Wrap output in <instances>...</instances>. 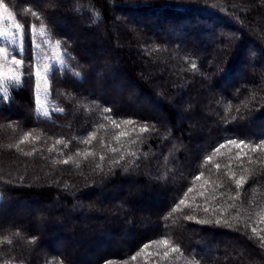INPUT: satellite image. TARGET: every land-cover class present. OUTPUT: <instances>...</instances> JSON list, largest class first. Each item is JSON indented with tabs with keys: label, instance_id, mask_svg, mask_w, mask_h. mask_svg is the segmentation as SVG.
<instances>
[{
	"label": "trees",
	"instance_id": "trees-1",
	"mask_svg": "<svg viewBox=\"0 0 264 264\" xmlns=\"http://www.w3.org/2000/svg\"><path fill=\"white\" fill-rule=\"evenodd\" d=\"M0 2L22 29L0 96V264H264V0ZM51 46L43 113L34 55Z\"/></svg>",
	"mask_w": 264,
	"mask_h": 264
},
{
	"label": "rangeland",
	"instance_id": "rangeland-1",
	"mask_svg": "<svg viewBox=\"0 0 264 264\" xmlns=\"http://www.w3.org/2000/svg\"><path fill=\"white\" fill-rule=\"evenodd\" d=\"M31 1L37 5H40V6L44 5V0H31ZM149 22H153V20L149 19ZM64 23H65V25H67V23L64 20H62V19L57 20L58 25H61ZM77 23H79V22H77V19H75L74 21L69 23L70 25L68 24L67 29L70 33H72V27L77 25ZM138 24H139V22H137L136 19H129V25L131 28L133 26H137ZM167 34L170 36H175L171 32L167 33ZM21 41H22V29H21V27L14 21L13 16L10 13V11L7 10L2 5V3L0 2V49L3 50L2 52H0V96L8 95L10 89L12 87H14L20 80L21 64H19V65L15 64L13 62V58H15L16 60H20L17 56V53L20 50ZM97 52H99V51H97ZM99 53H102V52H99ZM82 54H85V53H82ZM59 58H60V52L56 48V46L55 47L51 46L49 48V53L46 55H40V53H38V54L35 53V55H34V62H35L34 76H35L36 70L38 68L40 70V75L44 78L43 80L40 81L39 93L37 94L36 76H35L36 107L38 110H40L43 113L48 112V108L52 109V107H50L48 105V99H46V92L48 93V84H47L46 74L50 70V67L53 66L54 63H56V64L59 63ZM249 67L251 69L253 68V67H251V65ZM242 70H244V69L242 68ZM242 70H240L239 73L237 72L234 75L238 74L239 77H241V78L245 77V75H243ZM93 71L94 70H92V74L94 73L95 76H99V73H97V72L95 73ZM259 72H261V71L259 70ZM263 72H264V70H263ZM149 73L151 75H153V72H149ZM244 74H245V72H244ZM164 77H167V75H164ZM262 81H264V78L262 79ZM112 87L116 88L114 86H112ZM126 87L129 88V86H126ZM127 88H123L122 92H120V93L118 91L115 92L116 90H119V89H116V90H114V92H112V94L115 95L116 98H118V97H121V94L124 91L129 90V89H130V93L128 95L135 94V91H133L134 89H132V88L127 89ZM37 99L39 102H37ZM128 102H129L128 104H130L131 106H138V104L134 105L132 102H130V101H128ZM183 106L185 107L184 103H183ZM151 109H152V107H151ZM190 109L192 110L191 106H190ZM146 110H150V108L147 107ZM155 110H156L157 114L162 115L161 110L154 109V112H155ZM177 110H178V108H177ZM202 121H204V119H202ZM183 122H184V119L180 120L179 123H183ZM177 124H175V126H177ZM106 198H107V196H106ZM53 204H55L56 206L59 205L56 200H54ZM121 204L123 205L124 202H122ZM114 207H115L114 209H116L118 211L117 214L119 215V217H123V215L126 214V211L128 212L131 209V207H128L126 203L123 206L116 204V205H114ZM21 211H24V210H21ZM28 211H30V209H28ZM149 212H150V210H149ZM145 213H148V209L140 210V214H142L143 217H145ZM140 214H139V217H141ZM12 218H13V216H11L10 219H12ZM122 240H126L127 244H129L131 242V237L127 236V235H123ZM224 240H225L224 243L226 245H233L235 242L231 239H224ZM109 244L111 245L112 248H116V247L117 248H121V247L123 248L124 247L123 246L124 244L119 243V242L116 243L114 246L112 245V243H109Z\"/></svg>",
	"mask_w": 264,
	"mask_h": 264
},
{
	"label": "snow or ice",
	"instance_id": "snow-or-ice-1",
	"mask_svg": "<svg viewBox=\"0 0 264 264\" xmlns=\"http://www.w3.org/2000/svg\"><path fill=\"white\" fill-rule=\"evenodd\" d=\"M3 50L0 49V52H2ZM7 58V57H6ZM13 62L17 65L21 64L22 61L20 60H16L15 58H13ZM25 75L30 77L31 76V66H29V69L25 72ZM35 76H36V90H37V94L39 93V88H40V81L43 80L44 78L40 75V70L37 68L36 70V73H35ZM37 102L38 99H37ZM105 111H110V109H105ZM147 129L145 128H142L141 131H146ZM228 143H231V144H234V145H237L238 147L239 146H242L244 144V141L241 140V141H237V140H230L228 141ZM258 148H264V141H261V144L257 146ZM65 163H67V161H65ZM240 187V183L237 182V188ZM181 204L184 203L183 200L180 201ZM205 211H207V209H205ZM217 223H219V221H217ZM173 251H179V249H173ZM134 259V257H133Z\"/></svg>",
	"mask_w": 264,
	"mask_h": 264
}]
</instances>
